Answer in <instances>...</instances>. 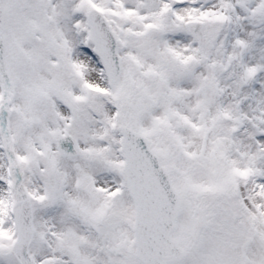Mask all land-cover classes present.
Listing matches in <instances>:
<instances>
[{
    "label": "snow or ice",
    "instance_id": "6c2138e0",
    "mask_svg": "<svg viewBox=\"0 0 264 264\" xmlns=\"http://www.w3.org/2000/svg\"><path fill=\"white\" fill-rule=\"evenodd\" d=\"M0 264H264V0H0Z\"/></svg>",
    "mask_w": 264,
    "mask_h": 264
}]
</instances>
